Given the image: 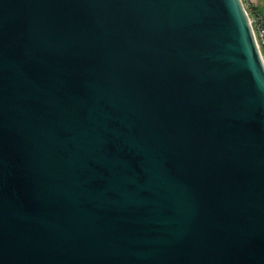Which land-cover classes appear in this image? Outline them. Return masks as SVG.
<instances>
[{
  "label": "water",
  "instance_id": "95a60500",
  "mask_svg": "<svg viewBox=\"0 0 264 264\" xmlns=\"http://www.w3.org/2000/svg\"><path fill=\"white\" fill-rule=\"evenodd\" d=\"M0 264H264L241 0H0Z\"/></svg>",
  "mask_w": 264,
  "mask_h": 264
},
{
  "label": "built area",
  "instance_id": "2783aa9c",
  "mask_svg": "<svg viewBox=\"0 0 264 264\" xmlns=\"http://www.w3.org/2000/svg\"><path fill=\"white\" fill-rule=\"evenodd\" d=\"M247 13L257 49L264 64V21L259 14H252L248 0H241Z\"/></svg>",
  "mask_w": 264,
  "mask_h": 264
},
{
  "label": "crops",
  "instance_id": "0c3cea01",
  "mask_svg": "<svg viewBox=\"0 0 264 264\" xmlns=\"http://www.w3.org/2000/svg\"><path fill=\"white\" fill-rule=\"evenodd\" d=\"M248 2L250 12L261 15L264 21V0H248Z\"/></svg>",
  "mask_w": 264,
  "mask_h": 264
}]
</instances>
